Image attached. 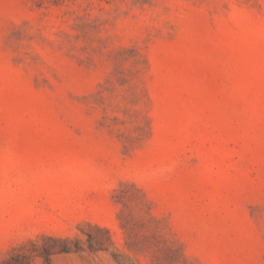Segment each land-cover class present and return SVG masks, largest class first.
Returning <instances> with one entry per match:
<instances>
[{"label": "rangeland", "instance_id": "1", "mask_svg": "<svg viewBox=\"0 0 264 264\" xmlns=\"http://www.w3.org/2000/svg\"><path fill=\"white\" fill-rule=\"evenodd\" d=\"M0 264H264V0H0Z\"/></svg>", "mask_w": 264, "mask_h": 264}, {"label": "trees", "instance_id": "2", "mask_svg": "<svg viewBox=\"0 0 264 264\" xmlns=\"http://www.w3.org/2000/svg\"><path fill=\"white\" fill-rule=\"evenodd\" d=\"M46 261H49V259H47V257H46Z\"/></svg>", "mask_w": 264, "mask_h": 264}]
</instances>
